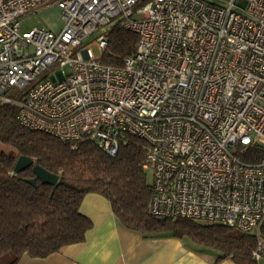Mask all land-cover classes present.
Instances as JSON below:
<instances>
[{"label": "built area", "instance_id": "obj_1", "mask_svg": "<svg viewBox=\"0 0 264 264\" xmlns=\"http://www.w3.org/2000/svg\"><path fill=\"white\" fill-rule=\"evenodd\" d=\"M52 3L58 31L22 30ZM113 24L138 38L119 66ZM5 103L72 148L144 140L150 215L232 227L264 258V0H0Z\"/></svg>", "mask_w": 264, "mask_h": 264}, {"label": "trees", "instance_id": "obj_2", "mask_svg": "<svg viewBox=\"0 0 264 264\" xmlns=\"http://www.w3.org/2000/svg\"><path fill=\"white\" fill-rule=\"evenodd\" d=\"M137 35L113 24L108 29L102 61L119 66L130 56ZM14 104H0V264H16L23 254L44 258L64 246L82 242L92 227L79 209L83 197L106 198L121 223L144 235L170 234L197 247L217 250L237 264H257L256 238L218 223L189 218L164 219L149 214L151 177L143 168L147 143L132 135L120 137L115 156L94 143L76 148L39 130L22 126ZM19 155L33 159L58 176L54 185L30 184L31 167L13 174Z\"/></svg>", "mask_w": 264, "mask_h": 264}, {"label": "crops", "instance_id": "obj_3", "mask_svg": "<svg viewBox=\"0 0 264 264\" xmlns=\"http://www.w3.org/2000/svg\"><path fill=\"white\" fill-rule=\"evenodd\" d=\"M61 27L62 23L51 30ZM79 209L92 222L82 242L44 258L23 254L16 264H237L231 258H220L212 249L170 234L144 235L125 227L109 201L99 194H86Z\"/></svg>", "mask_w": 264, "mask_h": 264}, {"label": "rangeland", "instance_id": "obj_4", "mask_svg": "<svg viewBox=\"0 0 264 264\" xmlns=\"http://www.w3.org/2000/svg\"><path fill=\"white\" fill-rule=\"evenodd\" d=\"M136 16V15H134ZM61 23L60 20V9L55 4L52 3L49 6H44L40 10H37L35 12H32L25 16L23 24H22V30L30 29L31 27L37 25V26H44L45 28L51 29L52 26H57ZM96 48L93 47V52L97 54ZM0 148L5 149L6 151H9L10 148L5 145H0ZM149 178H150V172L148 171ZM213 251L219 253L217 250L212 249ZM257 264H264V258H261L257 261Z\"/></svg>", "mask_w": 264, "mask_h": 264}, {"label": "water", "instance_id": "obj_5", "mask_svg": "<svg viewBox=\"0 0 264 264\" xmlns=\"http://www.w3.org/2000/svg\"><path fill=\"white\" fill-rule=\"evenodd\" d=\"M28 167H31L34 175L32 178L27 179L28 183L35 184L38 180L42 184L54 185L57 182L58 176L56 174H53L40 165L35 164L32 158L25 155H19L16 158L13 166V174H17ZM157 220L160 222L163 221L161 218H158Z\"/></svg>", "mask_w": 264, "mask_h": 264}]
</instances>
